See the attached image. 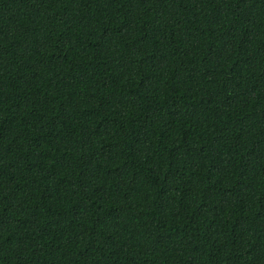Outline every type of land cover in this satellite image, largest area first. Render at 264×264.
Masks as SVG:
<instances>
[{
	"label": "trees",
	"instance_id": "1",
	"mask_svg": "<svg viewBox=\"0 0 264 264\" xmlns=\"http://www.w3.org/2000/svg\"><path fill=\"white\" fill-rule=\"evenodd\" d=\"M0 264H264V0H0Z\"/></svg>",
	"mask_w": 264,
	"mask_h": 264
}]
</instances>
